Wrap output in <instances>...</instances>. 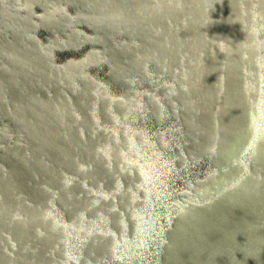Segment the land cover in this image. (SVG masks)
Here are the masks:
<instances>
[{"label": "water", "instance_id": "95a60500", "mask_svg": "<svg viewBox=\"0 0 264 264\" xmlns=\"http://www.w3.org/2000/svg\"><path fill=\"white\" fill-rule=\"evenodd\" d=\"M0 264H264V0H0Z\"/></svg>", "mask_w": 264, "mask_h": 264}]
</instances>
